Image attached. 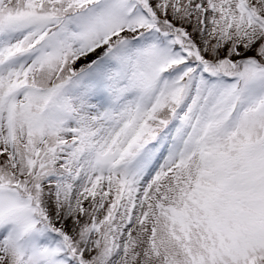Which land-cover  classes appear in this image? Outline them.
I'll return each instance as SVG.
<instances>
[{
  "label": "snow or ice",
  "instance_id": "snow-or-ice-1",
  "mask_svg": "<svg viewBox=\"0 0 264 264\" xmlns=\"http://www.w3.org/2000/svg\"><path fill=\"white\" fill-rule=\"evenodd\" d=\"M0 264H264V0H0Z\"/></svg>",
  "mask_w": 264,
  "mask_h": 264
}]
</instances>
